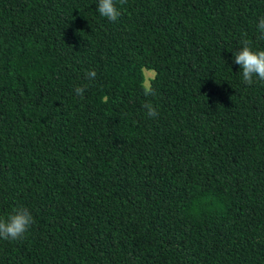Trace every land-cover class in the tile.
<instances>
[{
	"label": "trees",
	"instance_id": "16d2710c",
	"mask_svg": "<svg viewBox=\"0 0 264 264\" xmlns=\"http://www.w3.org/2000/svg\"><path fill=\"white\" fill-rule=\"evenodd\" d=\"M97 3L0 0V264H264V0Z\"/></svg>",
	"mask_w": 264,
	"mask_h": 264
},
{
	"label": "clouds",
	"instance_id": "9594fccd",
	"mask_svg": "<svg viewBox=\"0 0 264 264\" xmlns=\"http://www.w3.org/2000/svg\"><path fill=\"white\" fill-rule=\"evenodd\" d=\"M126 2L127 0H119L121 5ZM97 12L100 16L112 22L117 21L121 15L117 7V0H98ZM257 28L261 33V38H264V17L259 20ZM233 61L240 66L242 80L246 85L251 86L255 79L264 81V50H254L251 41L248 39L241 40V47L233 53ZM96 75L95 70L86 72V78L90 81L94 80ZM85 90L84 86H78L74 89V92L76 96L82 98ZM145 95H155V93L149 90ZM143 108L149 118L154 119L159 116L157 108L151 102H146ZM34 222V217L29 208L16 207L6 218H0V239L7 241L22 240Z\"/></svg>",
	"mask_w": 264,
	"mask_h": 264
},
{
	"label": "rangeland",
	"instance_id": "374dc122",
	"mask_svg": "<svg viewBox=\"0 0 264 264\" xmlns=\"http://www.w3.org/2000/svg\"><path fill=\"white\" fill-rule=\"evenodd\" d=\"M154 75V72L152 71H145V77H146V86H148V83H149V79H151Z\"/></svg>",
	"mask_w": 264,
	"mask_h": 264
}]
</instances>
